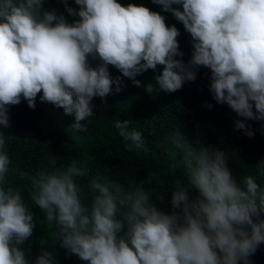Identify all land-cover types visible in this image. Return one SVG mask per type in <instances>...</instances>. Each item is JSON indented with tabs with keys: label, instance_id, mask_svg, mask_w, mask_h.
I'll use <instances>...</instances> for the list:
<instances>
[{
	"label": "clouds",
	"instance_id": "9594fccd",
	"mask_svg": "<svg viewBox=\"0 0 264 264\" xmlns=\"http://www.w3.org/2000/svg\"><path fill=\"white\" fill-rule=\"evenodd\" d=\"M44 2L0 0V125L9 124V105L23 98L35 107L40 93L41 101L74 116L72 129L85 130L93 98L105 99L113 85L120 91L109 65L149 94L175 91L205 66L217 102L264 120V0H153L190 34L187 63L177 58L179 29L144 4L74 0L73 8L61 0L64 11L57 12ZM65 12L78 18L69 22ZM158 66L154 81L136 79ZM114 127L129 150L144 146L129 119H116ZM235 127L254 134L243 119ZM171 142L179 158L169 165V211L157 204L163 197L156 188L146 186L151 172L126 186L90 174L82 160L58 165L49 156L30 186L15 185L0 130V264H57L52 250L29 260L20 247L33 232V204L59 244L87 264H249L264 243V158L238 176L229 152L194 146L178 131Z\"/></svg>",
	"mask_w": 264,
	"mask_h": 264
},
{
	"label": "trees",
	"instance_id": "16d2710c",
	"mask_svg": "<svg viewBox=\"0 0 264 264\" xmlns=\"http://www.w3.org/2000/svg\"><path fill=\"white\" fill-rule=\"evenodd\" d=\"M129 0H121L127 4ZM161 12L168 25L179 29L177 40L183 56L177 57L185 63L192 55V38L170 11H164L153 0H132ZM78 8L74 0H68ZM44 7L64 11L61 0H45ZM69 22L78 17L65 12ZM98 60H91L95 65ZM162 66L148 69L137 75L142 84L154 81ZM113 76H119L120 91L107 95L105 99L93 98L96 105L94 115L86 122L85 130L71 128L74 116L66 114L62 107L41 101L40 93L35 107H29L25 99L8 106L9 124L0 125L6 135L7 151L10 156L9 180L22 188L30 186L38 171L47 163L49 156H55L58 165L72 160L85 161L90 174H99L105 181H119L126 186L131 182L144 181L149 172L153 174L152 184L163 200L157 204L171 210L170 185L173 174L169 165L179 158V152L171 142L178 131L194 146L201 143L230 153L229 164L235 174L254 172L256 164L264 158V120L238 116L227 105L217 102L209 90L211 70L198 66L196 78L186 81L172 92L161 91L149 94L144 87L135 85L114 66L109 65ZM211 104V107H208ZM255 110V109H254ZM116 119H129L130 127L141 131L144 146L129 150L114 127ZM245 120L254 134L248 136L243 129L235 127V121ZM83 183V181L81 182ZM27 197V192H24ZM34 227L32 234L20 245L29 260H34L42 249L54 251L57 264H87L77 255L69 253L55 239L53 227L43 219L44 212L32 205ZM249 264H264V243L249 255Z\"/></svg>",
	"mask_w": 264,
	"mask_h": 264
}]
</instances>
